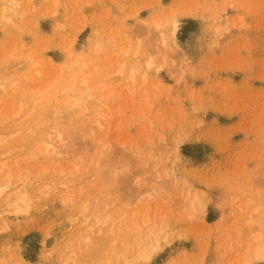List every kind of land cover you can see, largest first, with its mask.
<instances>
[{
  "label": "rangeland",
  "instance_id": "374dc122",
  "mask_svg": "<svg viewBox=\"0 0 264 264\" xmlns=\"http://www.w3.org/2000/svg\"><path fill=\"white\" fill-rule=\"evenodd\" d=\"M29 59L40 106L64 82V99L81 104L64 122L68 152L8 160L28 206L0 210V264H59L79 220L109 212L138 240L152 225L158 234L112 264L254 256L264 243V0H0V75ZM4 101L17 109L19 97ZM95 227L68 264H98L105 246L92 248L107 233ZM143 242L156 246L145 260Z\"/></svg>",
  "mask_w": 264,
  "mask_h": 264
},
{
  "label": "bare ground",
  "instance_id": "6f19581e",
  "mask_svg": "<svg viewBox=\"0 0 264 264\" xmlns=\"http://www.w3.org/2000/svg\"><path fill=\"white\" fill-rule=\"evenodd\" d=\"M177 26L178 24L173 25V31L176 30ZM30 60L31 59H29V61L28 60H26L25 62L23 61L25 63L24 66H19L20 62L18 61L17 63L14 64L11 70L8 67V70L4 72V74L0 75V161H1L0 171L5 170V173L3 174L4 178L2 177V175L0 176V195L3 193V191L7 189L11 190L5 195L4 200H2L1 202L2 208H0V210L4 209V207H8V208L14 207V211L16 210L17 212L22 206H28L27 196L24 194V191H22L20 187L17 185L18 183L17 179L15 178L14 174L11 171L12 169L10 167L11 164L8 163V160H11V161L14 160V162L12 161L13 163H17L18 160H52V159L57 160L56 158H58L60 155L68 152L69 150L68 146L69 144L73 142L70 140V137L73 136L74 132L73 134H71L70 131L66 130L68 128L65 127L64 122L71 116V112H72L71 107L77 104H81V100L78 98L74 102L71 100L70 97L64 99V96H65L64 93L68 89V83L64 82V84L61 87L62 93L55 98L54 100L55 102L51 104L49 101H46L44 103V106H40L38 104V101L43 91H40L39 88H36V87H32V88L30 87L32 84L33 78H35L36 75H39L41 73L40 70L37 69L38 66L36 67L39 61L37 60L38 62L30 63ZM26 64L27 66L30 65L29 67L31 68L32 73L34 74H32L31 72H28V75H29V77H27L28 79L21 80L20 75L17 73L19 69L21 68L24 69ZM75 79L76 77H72L71 81H74ZM83 82H86V81L83 80ZM55 83L56 81L54 78V80H52L47 85L46 89H51V87ZM6 95L19 97L17 109H15V104L11 105V107L5 106L4 98ZM47 103H50V104L47 105ZM81 107L80 105L78 106V108H81ZM82 112H85V110H83ZM79 115H80V112H79ZM95 115H93L92 117L93 118L97 117ZM70 120L71 119L67 121H70ZM94 122H96V118ZM96 128H97V125H96ZM93 138L94 137H92V139ZM96 141H94V143ZM1 146L5 148L1 150ZM29 196L31 197V195ZM90 216H88L87 218L84 216L85 217L84 219L82 218V220H79L80 225L83 226L84 228L82 227L83 229H81V227H79L80 226L79 224H78L79 225L78 228H80L81 231L84 229H87V230L91 229L92 231L94 228H96L95 226H98V228L96 229L98 232L107 233V235L103 234L102 237L100 236L102 235V233L99 234L98 235L99 238L97 237L98 241H100V244L97 245L99 248L98 247L97 248L94 247L95 249L92 248V250L93 251L95 250L96 251L95 253H97L98 250L100 251V247L103 248L105 246V249L103 248L105 253L104 254L102 253L103 255L100 254L103 257L99 258V262L97 261L98 264H112L111 260H113L114 262V259H115V262H116V261H120V259L122 258L124 259L127 258L126 252L131 247L129 245H132L134 242L140 243L141 241H143V238H148L150 239V241L158 242V234H156L155 226L153 225L151 227L149 226L148 227L149 229L147 228V233H145V236L143 237H142V234L138 232L137 234L141 235V237L139 236L141 239L138 240L136 237H134L135 236L134 231H131L130 226L126 227L125 225L127 224L125 225L114 224L113 222L115 221L114 219L115 216L111 215L110 212L108 214L105 213L104 215H100V216L95 214L94 216L96 217V219L94 223H93V220L90 219L92 218ZM148 221H149L148 219H145L144 224L148 225ZM133 225L135 229L141 226L135 221L133 222ZM141 230L142 229H140V231ZM81 231L77 229L76 232L72 234L73 235L72 239L69 242L66 241L67 244L63 243L62 249L61 251H59L60 253L56 258L58 263L60 262L59 264H68L70 263V260L74 258L78 259L74 255V254H77L76 249H74V245H77L75 247L77 248V250H82L84 248V246L82 248V244H81L84 239L82 237L83 235ZM91 234L92 233H90V235ZM88 238H89V235L87 236V238H85V240ZM75 240H76V244H75ZM78 240H81V243H80L81 245L78 243ZM145 245L146 243L143 242V244L141 245L142 247L138 246L135 251V254L137 252L138 257L141 260H145L149 258L152 253V250L154 252L156 248L155 246L150 251L147 248L150 245H146V247H144ZM85 246H87V244ZM131 252L132 251H130L129 253ZM81 253L82 251H80L78 254H81ZM132 254L133 253H131V255ZM97 256H98V253H97ZM91 258L92 257H90V259ZM249 258L250 257H248V259H244L245 261L244 264H252L259 260H264V243L263 245H260L259 247H257L256 250L254 251V256L251 259ZM73 263H75V261ZM73 263L71 261V264ZM14 264H26V263L22 258L17 257V260L15 261Z\"/></svg>",
  "mask_w": 264,
  "mask_h": 264
}]
</instances>
